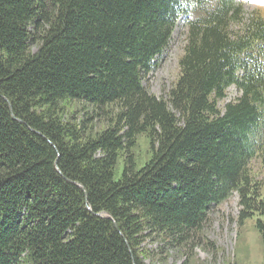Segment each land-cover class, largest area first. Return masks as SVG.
Wrapping results in <instances>:
<instances>
[{"label": "trees", "instance_id": "obj_1", "mask_svg": "<svg viewBox=\"0 0 264 264\" xmlns=\"http://www.w3.org/2000/svg\"><path fill=\"white\" fill-rule=\"evenodd\" d=\"M240 6L0 0V264H147V241L186 256L233 193L264 245V18ZM180 18L179 75L156 97Z\"/></svg>", "mask_w": 264, "mask_h": 264}, {"label": "rangeland", "instance_id": "obj_2", "mask_svg": "<svg viewBox=\"0 0 264 264\" xmlns=\"http://www.w3.org/2000/svg\"><path fill=\"white\" fill-rule=\"evenodd\" d=\"M245 13L242 23L247 18L259 12L264 17V0H249L243 4ZM186 45V29L183 23L175 29L172 39L166 51L159 57L158 65L149 73L147 83L148 90L156 97L165 98L166 92L176 82L179 75L178 60ZM240 92L234 87H229L225 98L219 103L222 107L225 103L234 101ZM70 110H73L70 108ZM81 112V108L75 109ZM98 126H101L98 124ZM143 136L138 138L139 146L135 149L137 161L144 163L150 153L144 142ZM263 166L259 160L253 161L250 166L255 177H262ZM122 163L119 160L116 168V177L120 176ZM240 206L235 193L225 202L212 209L203 230L197 234L198 244L191 247L188 254L182 249L163 250L157 253L161 245L145 242L142 247L149 250L152 259H146L147 264H264V245L254 224L255 219H247L242 224L238 221ZM167 253V254H166Z\"/></svg>", "mask_w": 264, "mask_h": 264}, {"label": "bare ground", "instance_id": "obj_3", "mask_svg": "<svg viewBox=\"0 0 264 264\" xmlns=\"http://www.w3.org/2000/svg\"><path fill=\"white\" fill-rule=\"evenodd\" d=\"M233 87V86H232Z\"/></svg>", "mask_w": 264, "mask_h": 264}]
</instances>
